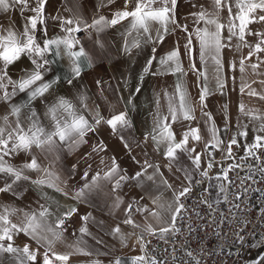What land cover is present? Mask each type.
<instances>
[{"label":"snow or ice","instance_id":"obj_1","mask_svg":"<svg viewBox=\"0 0 264 264\" xmlns=\"http://www.w3.org/2000/svg\"><path fill=\"white\" fill-rule=\"evenodd\" d=\"M178 2L179 0H124L123 7L113 11L111 18L99 14L94 15L89 22L75 9V6L72 9H65L71 12L69 16L51 15L46 13L49 0H0V12L19 9L24 19L22 30H17L12 25L8 27L0 25V105L5 106L4 114L0 115V193H10L20 198L26 187L30 185L39 190L44 201L40 203L37 200L36 207L29 210L0 204V257L7 254L15 264H69L74 254L93 255V252L87 249L84 237L93 236L88 225L96 222L95 217L91 212L81 213V209L75 205L61 210L57 203L54 209V202L44 191L45 188L53 189L76 201L77 204L94 206L93 194H103L112 198L113 210L123 205L122 220L110 226L109 231V235L117 239L123 247H128L129 238L136 233L134 231L125 233L122 225L132 229L142 228L149 236L167 242L170 233L175 234L180 231L177 221L178 219L183 221L182 213L187 212L183 200L191 193L193 183L202 182L194 179L193 172L199 171L203 179L211 180L209 173L213 167L220 166L225 160L237 159L233 152L234 147L237 150L241 148L244 150L245 154L240 156L239 160L261 159L259 153L264 152V113L252 110L245 112V106L240 105V110L245 115L259 121L253 140L249 143L247 125L238 126L234 135H230L227 140L222 139L220 136L222 130L216 126L212 113L206 109L207 98L213 94L208 87L210 65L213 68L216 90L224 94L223 90L226 87L224 50L233 47L238 51L244 47L248 48L247 56L240 57V72L246 71L245 60L251 61L255 56L256 62L248 66L253 73L264 75V72L258 71L264 65V55H261L264 54V28L254 31L249 27L252 24L264 26V0H210L209 7H205L202 3H192L191 7L195 10L190 11L185 17V20L191 19L192 28H189L188 23H181L177 18ZM114 3L115 0H102L104 7ZM225 11L227 17L222 19L221 13ZM25 13L28 14L24 15ZM50 21L59 29L58 33L49 35ZM124 21H127V27L121 33L122 54L131 56L134 50L140 51L148 45H151V51L134 93L129 94L121 110L117 111L115 105H109L108 114L104 115L99 105L89 106V97L84 92L76 97L79 106L65 95H54L56 86L61 83V76L51 75L49 78V74L53 73V66L58 61L64 58L69 61L70 76L65 75L63 79L70 86L73 85L74 80L81 77L82 61L89 68L93 66V57L86 50L78 34L89 33V30L99 34ZM177 31L184 34L183 45L181 46L177 41L167 51L158 55V49L164 44L165 38ZM249 36L256 37L255 42H250L247 39ZM234 39L237 41L235 45L232 44ZM94 43L101 48L104 47L99 39ZM23 58L28 61L26 65L22 64ZM154 64L155 70H153ZM13 67L18 69L15 78L10 74V69ZM228 67L234 71L236 62L232 61ZM189 73L196 77L198 95L195 103L184 82V77ZM148 74L172 75L176 77V81L171 92L163 91L166 112L162 111L161 94L157 93L154 99L155 110L152 113L151 128L142 133L141 140L131 142L125 136V133L134 127L129 109H134L132 97L141 92L144 76ZM102 83L100 79L95 81L97 86ZM260 83L264 84V80ZM245 88L248 89V95L264 99V93L257 92L250 84L242 83L241 93H244ZM101 92H103L102 88ZM21 95L25 98L13 102ZM123 99V96L118 95L119 101ZM37 102L43 105L42 113L37 111ZM197 104L207 125L206 140L201 135L199 125L193 127L191 124L192 121L197 120L195 114ZM178 121L188 122L179 137L173 127ZM101 126H106L111 135L123 144L132 162L138 165L139 169L129 175L115 156L107 155L108 145L103 140L97 139L91 145L90 152L80 155L79 160L84 162V169L79 176L82 183L70 193L65 190L67 180L61 179L54 168V163L60 159L63 151L75 153L82 145L88 144L89 134H95ZM223 131L225 133L230 131L227 119ZM149 143L166 161L164 165L147 159L146 152L143 161L137 160L132 155L134 148H141V151H144L142 145L146 146ZM201 144L203 146L198 151L197 146ZM217 151L221 153L220 161L216 160ZM20 154H24L27 159L19 165L12 163V160ZM182 155L190 161L191 171L181 164ZM39 156L45 159L52 157V159L45 165L40 162ZM94 156L98 157V160H94ZM93 163L96 164L95 168ZM78 167L79 161L72 163L68 176L74 177ZM239 167H242L240 163H229L221 167L220 172L215 176V179L221 182L219 191L225 193L224 202H227L224 182L231 185L233 181L229 179V173ZM249 167L251 168V165ZM149 169L152 171L149 172ZM162 169L173 177L172 182ZM260 171L264 173V168ZM31 173H35V178L30 175ZM245 179L254 180V175H248L241 183H244ZM130 182H135L140 187L146 182H152L156 188L163 187L171 191V201L165 205L159 203V196L150 197L153 206L150 207L149 204L139 203V200L145 198L141 195L139 200L133 199L125 204L117 193ZM107 186H110V191H105ZM248 191V188H244L235 195V199L240 200L241 196L248 194ZM199 203L206 204L207 201L202 200ZM261 204L264 205V200ZM207 206L211 208V204ZM233 207L239 209L240 205L234 204ZM161 210L168 213V220L164 222L165 226L153 227L148 222L149 217L160 224ZM260 213L264 217V206L260 208ZM136 214L143 217L144 224L135 219ZM13 216H18L19 222H15ZM73 217H78L80 222L79 238L75 244L68 245L70 251L58 252L56 245L64 242L66 222ZM221 223H226L223 214L221 221L216 224L217 230ZM246 227L247 225L241 227L235 234L233 243L237 251L225 253L226 255H240V249L248 243ZM21 235L31 243L17 244V238ZM32 243L36 245L35 248L32 247ZM97 243L103 241L97 240ZM149 243L151 241L146 240L143 234L136 235L140 254L113 255L106 251L104 255L110 256L108 264H160L154 256L148 255ZM261 244H264V238L249 246L258 247ZM188 255L191 256L192 253L189 252ZM90 264H102V261L93 259ZM195 264H200V261L196 260ZM251 264H264V254L258 255Z\"/></svg>","mask_w":264,"mask_h":264},{"label":"crops","instance_id":"obj_2","mask_svg":"<svg viewBox=\"0 0 264 264\" xmlns=\"http://www.w3.org/2000/svg\"><path fill=\"white\" fill-rule=\"evenodd\" d=\"M209 7L210 0H197ZM124 0H115V3L107 7L102 6V0H49V5L46 7V13L51 15L61 14L64 16L71 15L70 11L65 10L72 9L75 6V9L89 22L94 15L103 14L111 18V14L116 9L123 7ZM192 3H187L185 6L181 4L177 5V18L181 23H188L189 28H192L191 19L185 20L190 11H194L191 7ZM131 7V5H130ZM25 13L24 15H27ZM222 19L227 17V12L221 13ZM24 23L23 16L20 14L19 9H13L8 12H0V25L8 27L9 25L14 26L17 30H22V25ZM127 27V21L122 22V24L117 25L114 28L106 29L105 31L97 34L96 32L89 30V33L81 32L79 37L81 42L84 44L86 50L93 57V66L91 68L87 67L86 63L82 61L83 71L81 77L73 81V85H67L64 82V76H70V64L67 58H64L57 62L53 66V73L51 75L61 76V83L56 86L55 94L65 95L69 99L73 100L74 103H77L79 106L76 97L84 92L89 97L88 104L90 107H95L96 105L100 106V111L102 114L107 115L109 111V105H115L117 111L121 110L122 104L127 102L129 94L134 93V90L139 82V77L142 73L143 66L146 62L147 57L150 55L151 45L145 46L140 51H133L131 56H125L120 51L121 45L123 43V38L121 33L125 31ZM254 31L261 30L264 26L260 24H252L249 26ZM59 29L54 26V23L50 21L49 35L58 33ZM99 39L104 47L101 48L94 43ZM247 39L250 42H255L256 37L249 36ZM179 41L181 46L184 43V34L177 31L174 34H170L165 38V42L158 49V55L167 51L171 46ZM237 41L234 39L232 44L235 45ZM249 49L244 47L239 51L233 47L232 49H226L223 52V63H224V77L226 81V87L223 90L224 94H221L220 91L216 90V81L213 76V68L210 65L209 67V81L208 87L212 91V95L207 98V109L206 111L211 112L215 120L216 126L222 131L220 136L222 139L227 140L230 135L236 133L238 126L247 125L248 136L247 142L251 143L253 140V135L255 128L258 125L259 121L251 119L250 116L245 115L244 112L240 110V105L245 106V112L252 110L253 112L264 113V107L261 105L263 99H260L259 96L248 95V89L245 88L244 93H241L240 87L242 83L250 84L253 89L257 92L264 93V84H261L260 81L264 80V75H257L253 73L251 68L248 66L250 63L256 62V57L253 56L251 61L245 60L246 71L241 73L239 70V62L241 56H247ZM264 55V54H261ZM236 62V69L233 71L228 65L232 62ZM28 63L26 58H23L22 64L26 65ZM199 67V64L197 65ZM155 64L153 70H155ZM187 67V63H185ZM264 72V65L258 70ZM10 74L15 76L18 74V69L15 67L10 69ZM233 77L235 78L233 80ZM243 77V79H242ZM102 80L103 83L99 86L95 84L96 80ZM176 77L172 75L165 76H153L151 74L145 75L143 84L141 87V92L139 94L133 95V104L135 105L134 109H129V114L132 118L134 127L125 133V136L131 141H139L142 139V133L149 130L152 125V113L155 110L154 99L157 93L161 94V106L162 111L166 112L164 107L165 101L163 99V91L168 90L171 92L174 88ZM255 81V83H253ZM185 85L190 92L193 101L195 103L198 95V89L196 87V77L189 73L188 76L184 77ZM101 88L103 92H101ZM115 89V91H114ZM54 95L52 98H54ZM118 95L123 96V101L118 100ZM25 97L18 96L14 99L13 102H19ZM50 98V99H52ZM226 106V107H225ZM43 105L37 102V111L42 113ZM5 112V106L0 105V115H3ZM196 117L197 120L192 121L191 124L193 127L199 125L201 128V135L208 139L207 125L205 124V118L201 115L199 105H196ZM43 119V116H41ZM228 121L230 131L225 133L223 131L225 121ZM188 124L187 121H178L173 127L177 136L179 137L181 132L184 130L185 126ZM89 143L82 145L81 148L75 153H68L66 150L60 154V159L54 163V168L60 175L62 180H67L65 190L74 192L82 183L79 180L81 171L84 169V162L79 160V157L82 153L90 152L91 145L94 144L97 139L103 140L108 145V156H115L117 161L121 163V166L127 170L128 174L131 175L134 171L139 169V166L134 164L129 157L127 151L124 149L123 144L114 136L111 135L109 129L106 126H101L95 134H89ZM202 144L197 146L199 151L202 148ZM144 151H141V148H134L132 155L136 157L137 160L143 161L145 157V152L147 153V159L152 162L159 163L164 165L163 157L160 153L155 152L151 146V143L148 145H142ZM240 149L238 153H240ZM220 152L217 151L215 155L217 156ZM244 152H242L243 154ZM221 154V153H220ZM27 157L24 154H20L12 160V163L19 165ZM40 162L47 165L49 160L45 159L43 156H39ZM94 160H98V157H93ZM181 164L188 168L191 171V164L188 161L186 156H181ZM79 161V167L74 175V177L68 176V171L72 163ZM96 164L93 163L95 168ZM164 170V169H162ZM152 170L149 169V172ZM165 176L168 177L169 181L172 182L173 177L166 171ZM33 178H35V173H31ZM177 175H183V173H177ZM194 179L198 178L199 171L192 173ZM175 187L176 184L174 183ZM44 191L47 192L48 196L51 198L53 203V208L55 209L58 205L61 210L69 206H77L83 212H91L95 217V221L88 225L89 230L92 232L93 236H85L84 240L87 243V249L93 252V255H83V254H74L71 256L69 264H90L91 260L99 259L102 261V264H108L110 256L104 255L107 251L110 254L116 255H136L140 254L139 246L136 244V236H131L128 240V247H123L117 239H114L109 235L110 226L120 223L123 218V205L119 209H112V198L110 196H105L103 194H93L92 201L94 206L86 204H77L76 201L65 197L61 193L56 192L53 189L45 188ZM105 191H110V186L105 188ZM124 203L127 204L133 199L139 200V197L143 195L145 198L139 200L140 204H149L150 207H153L150 203V197L155 198L160 197L159 203L167 204L171 201L172 193L171 191L165 190L163 187L156 188L152 185V182L144 183L143 187L137 186L135 182H130L125 185L118 193ZM39 200L40 203H43V199L40 196L39 190L33 186H27L26 190L23 191V194L20 198H17L10 193H0V204L11 205L18 209L29 210L30 208L36 207V201ZM147 215V213H145ZM12 219L15 222H19L18 216H13ZM135 219L144 224L145 221L142 216L139 214L135 215ZM168 220V213L161 210V223L157 224L154 218L149 217L148 222L153 225V227L159 228L165 226V223ZM67 231L64 233V242L57 243L56 250L58 252H67L70 251L68 245L75 244L76 240L79 238L78 228L80 227V222L78 217H73L70 221L66 222ZM122 229L125 233L132 232L126 225H122ZM95 237L96 239H94ZM97 240H102L103 243H97ZM17 244L23 245L24 243H31L26 237L21 235L17 238ZM32 247L35 248L36 245L32 243ZM43 251V249H41ZM0 264H15L14 261L9 259L7 254H4L3 257H0Z\"/></svg>","mask_w":264,"mask_h":264},{"label":"built area","instance_id":"obj_3","mask_svg":"<svg viewBox=\"0 0 264 264\" xmlns=\"http://www.w3.org/2000/svg\"><path fill=\"white\" fill-rule=\"evenodd\" d=\"M233 152L236 156L238 150L234 147ZM244 154L237 155L235 160V163H240L242 167L229 173V179L233 183L229 185L224 182L227 202L223 199L225 193L219 191L221 182L215 179L220 168L213 167L209 173L211 180L198 176L196 181L202 180V182L193 183L191 193L183 200L187 212L182 213L183 221L179 219L177 221L180 231L175 234L170 233L167 242L149 236L142 228L132 229L127 226L136 235L143 234L146 240L151 241L147 246L150 257L154 256L160 264H195L196 260H199L200 264H241L251 252L264 254V244L258 247L249 246L264 238V217L260 213V208L264 206L261 204L264 200V195H261L264 193V179H262L264 173L260 171L264 168V152L259 153L260 160L254 158L239 160ZM248 175H254V180L245 179L244 183H241ZM244 188L249 189L248 194L236 200L235 195ZM257 189L260 191H256ZM202 200L207 203H199ZM208 204H211V208H208ZM234 204H239L240 208L233 207ZM222 214L226 218V223H221L217 230L216 224L221 221ZM249 221L251 223H248ZM245 225H247L245 231L248 243L240 249L239 256L226 255L225 253L237 251L233 243L235 234ZM189 252L192 253L191 256L188 255Z\"/></svg>","mask_w":264,"mask_h":264},{"label":"rangeland","instance_id":"obj_4","mask_svg":"<svg viewBox=\"0 0 264 264\" xmlns=\"http://www.w3.org/2000/svg\"><path fill=\"white\" fill-rule=\"evenodd\" d=\"M197 2H199V1H197V0H179V4H181L182 6H185L187 3H197ZM261 105L264 107V99L261 102ZM240 150H241L240 153L237 152L236 157H237V155H240V154H242V152H244V150L242 148ZM229 163H235V160L234 161H228V160H226V163L223 166H226ZM260 254H261V252L255 251L254 252V256H251V258H249V262H247V263L248 264H251V262L253 260H255L258 257V255H260Z\"/></svg>","mask_w":264,"mask_h":264},{"label":"bare ground","instance_id":"obj_5","mask_svg":"<svg viewBox=\"0 0 264 264\" xmlns=\"http://www.w3.org/2000/svg\"><path fill=\"white\" fill-rule=\"evenodd\" d=\"M216 156V155H215ZM221 159V154L219 153L217 156H216V160L217 161H220ZM226 163V160L222 162V164L220 166H215V168H221L223 167V165ZM251 256H254V252H251L249 255H247L246 258L243 259V261L241 262V264H248L247 262H249V258H251Z\"/></svg>","mask_w":264,"mask_h":264}]
</instances>
